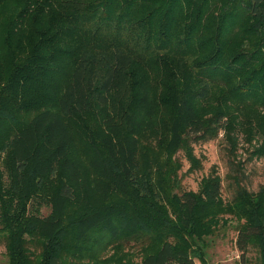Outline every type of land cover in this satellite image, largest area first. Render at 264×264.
<instances>
[{
	"label": "trees",
	"instance_id": "obj_1",
	"mask_svg": "<svg viewBox=\"0 0 264 264\" xmlns=\"http://www.w3.org/2000/svg\"><path fill=\"white\" fill-rule=\"evenodd\" d=\"M218 134L264 160V0H0V264H264L240 162L181 189Z\"/></svg>",
	"mask_w": 264,
	"mask_h": 264
},
{
	"label": "rangeland",
	"instance_id": "obj_2",
	"mask_svg": "<svg viewBox=\"0 0 264 264\" xmlns=\"http://www.w3.org/2000/svg\"><path fill=\"white\" fill-rule=\"evenodd\" d=\"M191 147L199 164L198 170L187 172L188 164L184 160L182 153L178 152L175 155L181 164L177 173L181 189L185 191H196L200 179L212 172L220 178L221 197L222 199H226L231 193L228 187L230 178H227V176L231 174V165H235L237 162L242 164L240 173L243 184L247 189L255 191L258 185L264 184L262 170L264 167V160L262 158H253L249 159V161H245L246 155L239 147L234 154L235 156L228 155L226 153L227 147L221 141L220 134L212 140L192 143ZM238 176H240V174ZM42 213H46V211L42 210ZM234 237L235 232L232 231L230 227L221 228L218 237L215 238L211 246L206 250L207 264H237L239 253L234 247ZM195 264H198V262L195 261Z\"/></svg>",
	"mask_w": 264,
	"mask_h": 264
}]
</instances>
